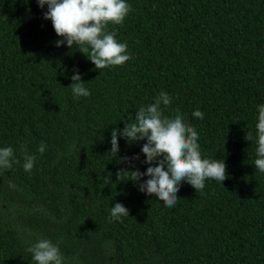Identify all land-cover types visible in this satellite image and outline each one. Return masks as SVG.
<instances>
[{
  "label": "trees",
  "instance_id": "trees-1",
  "mask_svg": "<svg viewBox=\"0 0 264 264\" xmlns=\"http://www.w3.org/2000/svg\"><path fill=\"white\" fill-rule=\"evenodd\" d=\"M128 3L122 24L107 29L131 58L99 70L75 45L55 46L46 6L0 0V145L18 161L0 169V264H33L26 249L37 237L57 243L65 264H264V173L245 139L264 103V0ZM74 66L87 97L71 94ZM161 89L171 96L162 111H179L201 155L226 165L221 183L182 181L175 206L123 172L143 171L142 153L119 159L142 140L118 137L119 153H108L111 129ZM23 152L35 153L30 172ZM117 201L128 215L109 219Z\"/></svg>",
  "mask_w": 264,
  "mask_h": 264
},
{
  "label": "clouds",
  "instance_id": "clouds-1",
  "mask_svg": "<svg viewBox=\"0 0 264 264\" xmlns=\"http://www.w3.org/2000/svg\"><path fill=\"white\" fill-rule=\"evenodd\" d=\"M36 3L41 9L46 6L42 17L51 21L59 37L54 41L56 47L64 45L72 48L75 45L99 70L121 65L131 58L127 42L116 38L115 29H107L109 23L122 24L130 11L128 0H36ZM65 74L71 81L69 86L73 97L89 95L75 66L71 73ZM170 100V94L161 89L150 103L137 108L131 122L128 119L123 127H113L109 134L108 153L112 157L119 153L118 137L126 144L142 140L139 153L119 159L130 162L139 159L142 153L143 171L133 167L123 172H128L127 178L134 182L138 190L154 193L163 199L164 205L175 206L176 193L182 181L195 190L203 189L207 179L221 183L226 176V165L223 159L201 155L199 134L179 111L171 114L162 111V106L168 105ZM191 115L203 118L199 108L194 109ZM254 129L255 135L248 132L245 139L255 144L252 164L258 172L264 173V103L256 105ZM36 151H45L43 141ZM22 157L23 170L30 172L36 159L35 153L23 152ZM17 162L13 147L0 145V169L11 168ZM10 187L15 186L10 183ZM127 213L128 209L117 201L109 208V219L118 220ZM26 250L33 264H65L59 245L48 238L37 237L27 245Z\"/></svg>",
  "mask_w": 264,
  "mask_h": 264
}]
</instances>
